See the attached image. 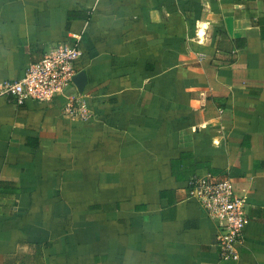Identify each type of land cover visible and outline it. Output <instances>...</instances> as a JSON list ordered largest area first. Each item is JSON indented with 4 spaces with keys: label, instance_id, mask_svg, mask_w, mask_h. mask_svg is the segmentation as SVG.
I'll return each instance as SVG.
<instances>
[{
    "label": "crops",
    "instance_id": "crops-1",
    "mask_svg": "<svg viewBox=\"0 0 264 264\" xmlns=\"http://www.w3.org/2000/svg\"><path fill=\"white\" fill-rule=\"evenodd\" d=\"M75 36L87 119L0 98V264H264V0H0V83ZM206 175L245 200L237 261Z\"/></svg>",
    "mask_w": 264,
    "mask_h": 264
},
{
    "label": "built area",
    "instance_id": "built-area-1",
    "mask_svg": "<svg viewBox=\"0 0 264 264\" xmlns=\"http://www.w3.org/2000/svg\"><path fill=\"white\" fill-rule=\"evenodd\" d=\"M79 41L75 36L72 44L56 45L39 62L29 65L19 81L0 83V98H11L16 105H22L25 100L48 103L61 97L67 101L69 117L87 119L84 105L70 95L76 89L73 78L77 74L75 63L81 56ZM187 195L216 224L220 258L237 261L246 224V204L244 198L236 194L233 182L209 175L192 177L188 181Z\"/></svg>",
    "mask_w": 264,
    "mask_h": 264
},
{
    "label": "water",
    "instance_id": "water-1",
    "mask_svg": "<svg viewBox=\"0 0 264 264\" xmlns=\"http://www.w3.org/2000/svg\"><path fill=\"white\" fill-rule=\"evenodd\" d=\"M73 83L78 91V93H82V90L85 85V73L79 72L73 78Z\"/></svg>",
    "mask_w": 264,
    "mask_h": 264
}]
</instances>
